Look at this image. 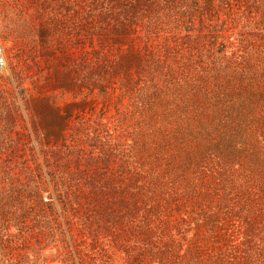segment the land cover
<instances>
[{"label":"rangeland","instance_id":"1","mask_svg":"<svg viewBox=\"0 0 264 264\" xmlns=\"http://www.w3.org/2000/svg\"><path fill=\"white\" fill-rule=\"evenodd\" d=\"M0 264H264V0H0Z\"/></svg>","mask_w":264,"mask_h":264},{"label":"built area","instance_id":"2","mask_svg":"<svg viewBox=\"0 0 264 264\" xmlns=\"http://www.w3.org/2000/svg\"><path fill=\"white\" fill-rule=\"evenodd\" d=\"M9 64L6 45L0 41V69L7 68Z\"/></svg>","mask_w":264,"mask_h":264}]
</instances>
